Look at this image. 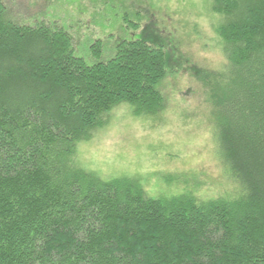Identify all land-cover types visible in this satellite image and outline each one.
<instances>
[{"label": "trees", "instance_id": "trees-1", "mask_svg": "<svg viewBox=\"0 0 264 264\" xmlns=\"http://www.w3.org/2000/svg\"><path fill=\"white\" fill-rule=\"evenodd\" d=\"M213 2L215 152L234 191L202 200L151 198L75 160L117 105L164 109V44L122 41L101 61L97 41L89 64L63 27L19 25L0 2V264H264V0Z\"/></svg>", "mask_w": 264, "mask_h": 264}, {"label": "rangeland", "instance_id": "rangeland-1", "mask_svg": "<svg viewBox=\"0 0 264 264\" xmlns=\"http://www.w3.org/2000/svg\"><path fill=\"white\" fill-rule=\"evenodd\" d=\"M19 25L63 27L77 56L101 61L122 41L162 43L170 72L161 83L165 107L157 115L134 114L122 103L104 117L92 138L77 144L75 160L103 181L138 180L151 198L194 194L199 200L228 195L234 186L216 156L210 79L226 60L218 28L223 17L213 0H0ZM208 78V79H207Z\"/></svg>", "mask_w": 264, "mask_h": 264}]
</instances>
